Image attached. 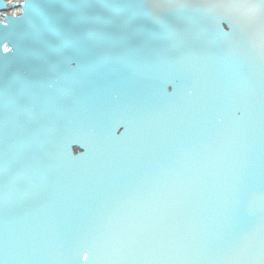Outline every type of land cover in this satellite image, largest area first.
<instances>
[{
	"label": "water",
	"instance_id": "water-1",
	"mask_svg": "<svg viewBox=\"0 0 264 264\" xmlns=\"http://www.w3.org/2000/svg\"><path fill=\"white\" fill-rule=\"evenodd\" d=\"M0 264H264V0H0Z\"/></svg>",
	"mask_w": 264,
	"mask_h": 264
},
{
	"label": "snow or ice",
	"instance_id": "snow-or-ice-1",
	"mask_svg": "<svg viewBox=\"0 0 264 264\" xmlns=\"http://www.w3.org/2000/svg\"><path fill=\"white\" fill-rule=\"evenodd\" d=\"M5 51H7V49H5Z\"/></svg>",
	"mask_w": 264,
	"mask_h": 264
}]
</instances>
